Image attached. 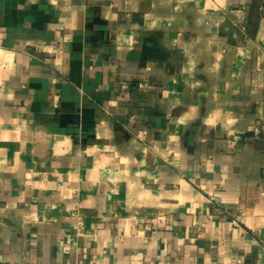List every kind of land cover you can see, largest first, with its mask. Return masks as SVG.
<instances>
[{"label": "crops", "instance_id": "0c3cea01", "mask_svg": "<svg viewBox=\"0 0 264 264\" xmlns=\"http://www.w3.org/2000/svg\"><path fill=\"white\" fill-rule=\"evenodd\" d=\"M264 264V0H0V264Z\"/></svg>", "mask_w": 264, "mask_h": 264}, {"label": "built area", "instance_id": "2783aa9c", "mask_svg": "<svg viewBox=\"0 0 264 264\" xmlns=\"http://www.w3.org/2000/svg\"><path fill=\"white\" fill-rule=\"evenodd\" d=\"M75 264H77V263H75Z\"/></svg>", "mask_w": 264, "mask_h": 264}]
</instances>
